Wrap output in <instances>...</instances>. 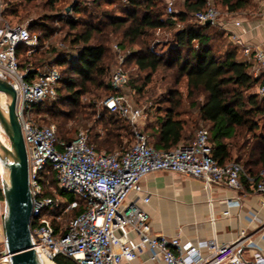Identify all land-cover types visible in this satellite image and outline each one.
I'll return each mask as SVG.
<instances>
[{"label":"trees","instance_id":"16d2710c","mask_svg":"<svg viewBox=\"0 0 264 264\" xmlns=\"http://www.w3.org/2000/svg\"><path fill=\"white\" fill-rule=\"evenodd\" d=\"M3 1L8 16L17 15L19 5L23 4ZM122 1L114 6L110 2L113 7L108 8L103 7L104 0H86L98 9V23L66 13L62 20L68 30L63 40L69 42V50L57 52L55 47L44 48V41L54 34L55 29L48 22L59 16L60 0H24L26 10L30 7L51 13L29 22L30 31L40 35L41 46L28 55L27 46L18 45L16 55L20 66L40 71L56 67L61 75L57 98L37 105L36 120L50 124L53 122L49 118H54L58 123V138L65 141L74 138L68 122L75 121L88 131L89 142L98 151L114 153L133 145L134 129L119 111L105 107L98 114L95 103L83 101L89 94L100 97L103 91L114 93L110 78L115 57L111 43L115 40L118 46L129 49L126 64H133L137 74H143L141 84L136 83L137 78L131 81L129 76L128 86L132 84L143 92L160 70L162 80L167 83L163 100L145 105L146 125L151 130L150 136L147 135L150 146L170 151L183 140L192 142L196 128L205 124L210 132L213 158L218 163L240 162L255 182L264 180V97L253 91L264 83V73L254 75L251 63L239 57V46L230 40L226 29L215 23L189 20L191 14L206 9L208 0H186L185 9L172 15L166 11L167 0ZM212 1L232 14L253 4V0ZM81 12L80 4L73 3L72 14ZM180 23L182 27H178ZM167 29L173 31L166 40L156 36ZM184 78L187 79L185 96L178 87ZM63 105H69L70 109L58 112ZM152 107L154 113L147 111ZM48 169L51 184L55 186V173L51 167ZM0 200H4L1 186ZM81 211L76 210L72 215ZM54 262L78 264L65 255H58Z\"/></svg>","mask_w":264,"mask_h":264},{"label":"built area","instance_id":"2783aa9c","mask_svg":"<svg viewBox=\"0 0 264 264\" xmlns=\"http://www.w3.org/2000/svg\"><path fill=\"white\" fill-rule=\"evenodd\" d=\"M177 1L167 0L168 14L175 12ZM5 11L6 4L0 0V76L7 77L18 93L17 113L27 147L33 202L30 229L34 248L42 256L54 260L58 255H65L78 264H131L149 251L150 259L166 264H264L262 250L254 254L251 262L240 254L245 238L232 243H219L215 239L193 243L183 242L179 236L154 234L146 209L135 201H128L131 193L142 192L144 177L159 170L200 179L208 192L215 185L234 189L238 195L235 200H228V207L242 205L240 193L245 190L242 175L262 195L264 205V180L255 182L240 162L218 163L213 158L206 126L198 129L192 142L170 151L150 146L140 126L141 119L146 117L145 105L132 102L126 92L129 73L125 55L120 53L118 45H115L118 64L110 78L114 93L104 102L105 107L119 111L132 125L133 145L114 153L98 151L89 142L86 129H80L71 141L59 139L56 124L39 123L32 110L46 99L57 98L60 71L56 67L45 71L21 68L16 55L18 45L27 46L30 55L40 48V35L30 31L29 22L12 24L5 18ZM193 17L199 23L211 20L223 29L228 25L227 21H221L220 10L212 0ZM233 23L242 27L239 20ZM229 37L234 44L243 46L245 54H253L255 75L264 71L263 48L244 43L239 33H231ZM257 92L264 97V83L258 86ZM48 166L55 173V186L50 178L46 183L42 181L41 175ZM63 192H73L80 200L65 201L61 197ZM149 200L148 196L143 198L146 203ZM80 208L83 210L69 217L65 227L57 225L65 215ZM56 211L61 213L53 214ZM229 214V208L223 212L225 216ZM241 236H245L244 231ZM4 241L5 238L0 244V264H12V255Z\"/></svg>","mask_w":264,"mask_h":264},{"label":"crops","instance_id":"0c3cea01","mask_svg":"<svg viewBox=\"0 0 264 264\" xmlns=\"http://www.w3.org/2000/svg\"><path fill=\"white\" fill-rule=\"evenodd\" d=\"M256 3L257 11L254 16L233 18L227 21L226 30L229 34L239 33L244 43L264 49V0H256ZM235 20H239L242 27L236 26L233 23ZM239 49V57L251 63L254 73L256 64L253 54H245L242 45H239ZM261 73L264 71H260L258 75ZM185 88L187 89V84ZM257 88L258 85L254 90L257 91ZM151 112L154 113V109ZM147 121V116L142 118L140 126L150 136ZM186 143L188 142L183 140L179 145ZM241 180L245 186V190L240 193L243 199L241 206L228 207V200H235L238 195L232 188L215 185L208 192L202 180L168 170L146 175L142 180V192L131 193L128 201H135L146 209L154 234L179 236L183 242L193 243L211 239L219 243H232L245 238L239 252L251 262L256 252L264 251V205L262 195L255 190V186L245 177H241ZM147 196L150 198L148 203L143 201ZM228 208L230 214L223 215ZM2 211L0 205V242L5 238L1 222ZM242 231L245 232L244 237L241 236ZM150 255L149 251H145L131 264H166L150 259Z\"/></svg>","mask_w":264,"mask_h":264},{"label":"rangeland","instance_id":"374dc122","mask_svg":"<svg viewBox=\"0 0 264 264\" xmlns=\"http://www.w3.org/2000/svg\"><path fill=\"white\" fill-rule=\"evenodd\" d=\"M13 1H14L13 2L14 4H16V3L18 4V3H21V2H23V4L19 5V10H18L17 15L8 16L6 13L4 14L5 18L7 20H9L12 24L31 22L33 19L37 18L40 15H43L45 13H51L48 10L46 11V10H42V9H31L30 7H29L28 10H26V6H25V3H24V0H13ZM76 2L80 4V7L82 9V12L80 14H76V13L72 14V5H73V3H76ZM110 2L114 3L113 4V6H114V5H119V4L121 5L123 1L122 0H104L103 7H108V8L109 7L110 8L113 7L112 5L108 4ZM58 7L61 9L59 11V13H60L59 16H57L54 19V21L48 22L49 25L54 27V29H55L54 34L50 38L45 39V41H44V48H53V47H55L57 52L60 49H62V50L64 49L65 51L69 50L68 49L69 42H65L63 40V37H65V34L67 33V30H68V28L65 25L64 20H62L64 15H66V13H68L69 15H72L75 18L76 17L77 18L81 17V19L88 20V21H93L95 23H98V9H95L94 8L95 6L89 4L88 2H86V0H60V2L58 3ZM184 7L185 6L183 4V1H181V0L177 1L175 3V6H174L175 12L179 13L180 11L185 9ZM216 7L220 10L221 21H224V22L225 21H230L233 18L241 19V18H244V17L254 16L255 12L257 11L256 10V8H257L256 0H253V4L249 8L244 9V10H240L238 12H235V13H233V15H232V13H227L223 8H221V7L217 6V5H216ZM65 8L66 9L69 8V10L65 12ZM189 20L192 21V22H196V20L193 17V14L190 15ZM182 25L183 24L180 23L178 25V27H182ZM171 31H173V29L172 30L171 29H167L166 31H161L159 33H156V36L158 38H163L164 37V40H166L167 38L170 37ZM118 43L119 42H117L115 40H113L112 43H111L112 52L115 55V57L113 59V62L111 64V72L113 71L115 66L118 64L117 57H118L119 53L117 52V50L115 48V45H118ZM118 47L120 49V53H122L125 56H127V51L129 49L121 47V46H118ZM133 49H135V47H133ZM125 68L127 69L128 73H129L131 81H134L135 78H137L138 81L137 82L135 81L136 83H138V84L140 83L141 84L143 82L140 79L141 76H143V74H141V75L137 74L138 71H137L136 67L133 64H126V62H125ZM161 77H162V71L160 70L153 76L151 83L148 84V86H146L144 88L143 92L137 91L136 88L132 87V84H129V86L126 88V92L128 93V95H129L130 99L132 100V102H134V103H136V104H138L140 106H143V105H146V104L151 103V102L152 103H157L159 101H162L164 96H165V93H167V83L165 81H163ZM136 83H134V84H136ZM186 84H187V79L184 78L182 80V82L180 83V85L178 86L179 89L182 91L184 96L186 95V88H185ZM253 91H255V90L253 89ZM110 95H111L110 93H107L105 91L102 92V95L100 97H98V96L95 97L94 95H90L89 94V95H87V96H85L83 98V101L86 102V103H89L90 101L95 103L97 113L99 114V113H101L104 110V108H105V102L104 101ZM0 101H1L2 104H4V101H5L4 95H0ZM37 107H38L37 105L34 106V108L32 110V114H33L35 119H36ZM68 109H70L69 105H63V106H60L57 109V111L59 112L60 110H68ZM152 109H154V108L153 107L151 109L149 108V109H147V111L152 110ZM185 117H187V116H185ZM189 117H190V115L187 118H189ZM49 122H53V123H55L58 126V123L52 117L49 118ZM202 126H206V125L205 124H201L200 127H202ZM68 127H70V129H71V134L70 135H72L73 137H75V135L77 134V132L80 129H84V126L77 125V123L75 121L68 122ZM197 131H198V129L196 128L194 133H196ZM0 137L2 138V140H4L6 143L9 144L8 138L5 135V133L2 131L1 127H0ZM58 148H60V147L58 146ZM235 152H236V150L234 149V153ZM41 176H42V181L44 183H46L48 178L50 177L49 169L47 168L46 171ZM1 178H2V174H0V186H1ZM61 197H62L63 200L69 201V202L72 201V200H75V199H79L80 200L79 196L76 195L73 192H63V193H61ZM0 205H1L2 210H3L2 211V218H1V222L3 223L4 200L0 202ZM80 209L83 210V208H80ZM80 209H76V210L78 211ZM75 211L70 212L69 215H65L62 218L61 221L57 222V225L61 226V227H65L67 222H68V218L69 217H73L72 214H74ZM58 212L61 213V211H56L53 214H56ZM46 213H48V211H46ZM0 244H2V241L0 242ZM1 246L2 245H0V247Z\"/></svg>","mask_w":264,"mask_h":264},{"label":"water","instance_id":"95a60500","mask_svg":"<svg viewBox=\"0 0 264 264\" xmlns=\"http://www.w3.org/2000/svg\"><path fill=\"white\" fill-rule=\"evenodd\" d=\"M211 23V20L206 21V24ZM0 95L6 99L4 105L0 101V127L9 141L8 144L0 137L5 246L12 255V264H43L42 255L34 248L30 229L33 202L27 147L17 113L18 93L5 76H0Z\"/></svg>","mask_w":264,"mask_h":264},{"label":"bare ground","instance_id":"6f19581e","mask_svg":"<svg viewBox=\"0 0 264 264\" xmlns=\"http://www.w3.org/2000/svg\"><path fill=\"white\" fill-rule=\"evenodd\" d=\"M6 102V99L4 101V104ZM3 104V105H4ZM0 174H4V171H3V167H2V164L0 162ZM41 260L43 262V264H57L56 262H54L52 259L50 258H47V257H44V256H41Z\"/></svg>","mask_w":264,"mask_h":264}]
</instances>
